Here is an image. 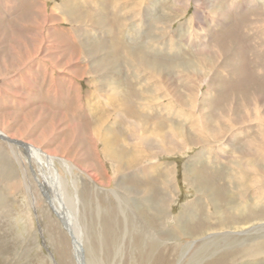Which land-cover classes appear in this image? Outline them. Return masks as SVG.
Segmentation results:
<instances>
[{"label":"rangeland","instance_id":"rangeland-1","mask_svg":"<svg viewBox=\"0 0 264 264\" xmlns=\"http://www.w3.org/2000/svg\"><path fill=\"white\" fill-rule=\"evenodd\" d=\"M8 1L0 130L77 165L69 174L55 161L68 194L80 189L86 264H264V0ZM104 133L121 158L107 156ZM5 141L0 264H80L45 170ZM149 182L157 216L138 195Z\"/></svg>","mask_w":264,"mask_h":264},{"label":"bare ground","instance_id":"bare-ground-1","mask_svg":"<svg viewBox=\"0 0 264 264\" xmlns=\"http://www.w3.org/2000/svg\"><path fill=\"white\" fill-rule=\"evenodd\" d=\"M5 1V0H4ZM8 1V0H7ZM15 1V0H14ZM76 1V0H75ZM91 1V0H90ZM141 1V0H140ZM199 1V0H198ZM9 2V1H8ZM44 2V1H43ZM67 2H69V1H67ZM143 2V1H142ZM159 2V1H158ZM10 3V2H9ZM13 3V2H12ZM63 3V2H62ZM86 3H87V1H86ZM139 3V2H138ZM201 3H203V2H201ZM42 4V3H41ZM73 4V3H72ZM100 4V3H99ZM142 4V3H141ZM206 4V3H205ZM11 4H9V6H10ZM64 5V4H63ZM121 5V4H120ZM208 5V4H207ZM258 5V4H257ZM123 6V5H122ZM212 6V5H211ZM210 6V7H211ZM117 7V6H116ZM47 8V7H46ZM45 8V9H46ZM65 8V7H64ZM155 8V7H154ZM208 8V7H207ZM175 9V8H174ZM213 9H215V8H213ZM211 11H210V13L212 12V9H210ZM215 11H217V10H215ZM140 12H142V11H140ZM219 12H220V10H219ZM72 13V12H71ZM100 13V12H99ZM148 13V12H147ZM224 12H222V14H223ZM65 14V13H64ZM73 14V13H72ZM222 14L220 13V15L222 16ZM227 14V13H226ZM70 15V14H69ZM130 15V14H129ZM66 16V15H65ZM88 16V15H87ZM95 17V16H94ZM93 17V18H94ZM144 17H146V16H144ZM167 17V16H166ZM214 17V16H213ZM260 17V16H259ZM68 18V17H67ZM78 18V17H77ZM90 18V17H89ZM92 18V19H93ZM147 18V17H146ZM161 18V17H160ZM165 18V17H164ZM222 18V17H221ZM91 19V20H92ZM151 19V18H150ZM217 19H219V18H217ZM69 20H70V18H69ZM81 20V19H80ZM79 20V21H80ZM168 20V19H167ZM170 20V19H169ZM223 21H224V19H222ZM95 21H97L96 19H95ZM95 21H93V22H95ZM219 21V20H218ZM256 21V20H255ZM147 22H149V21H147ZM162 22V21H161ZM167 22V21H166ZM175 22V21H174ZM226 22V20L223 22V23H225ZM76 23V22H75ZM83 23H84V21H83ZM95 23H98V22H95ZM167 23H169V22H167ZM171 23H173V22H171ZM187 23V22H186ZM263 23V22H262ZM39 24V23H38ZM148 24V23H147ZM227 24V23H226ZM21 25V24H20ZM99 25H100V23H99ZM82 27V26H81ZM159 28V27H158ZM162 32H164V31H162ZM180 34V33H179ZM5 35V34H4ZM2 36V35H1ZM3 40H5V39H3ZM36 40V39H35ZM156 44V43H155ZM24 46V45H23ZM218 46V45H217ZM234 46V45H233ZM219 47V46H218ZM1 49V48H0ZM24 49V48H23ZM219 49V48H218ZM233 49V48H232ZM3 50V49H2ZM207 50V49H206ZM16 51V50H15ZM203 51V50H202ZM230 51V50H229ZM14 52V51H13ZM210 52V51H209ZM221 52V51H220ZM29 54H30V52H29ZM100 54V53H99ZM198 54V53H197ZM224 53H222V55H223ZM16 55V54H15ZM18 55V54H17ZM16 55V56H17ZM34 55V54H33ZM32 55V56H33ZM216 55V54H215ZM217 55L219 56V54L217 53ZM27 56V55H26ZM40 56V55H39ZM92 56H94V55H92ZM214 56V55H213ZM6 57V56H5ZM28 57H30V56H28ZM202 57V56H201ZM204 57V56H203ZM202 57V58H203ZM209 57H210V55H209ZM215 57V56H214ZM37 58H38V56H37ZM101 58V57H100ZM205 58V57H204ZM217 58V57H216ZM19 59V58H18ZM29 60V59H28ZM144 60H145V58H144ZM144 60H142L143 62H144ZM198 60V59H197ZM215 60V59H214ZM5 61V60H4ZM20 61V60H19ZM140 61H141V58H140ZM203 61H206V60H203ZM216 61V60H215ZM30 62V61H29ZM56 62V61H55ZM137 62V61H136ZM26 63V62H25ZM95 64H96V62H94ZM139 63H142V62H139ZM208 63V62H207ZM211 63V62H210ZM216 64H218V63H216ZM33 65V64H32ZM37 65V64H36ZM57 65V64H56ZM74 65V64H73ZM76 65V64H75ZM189 65H191V64H189ZM200 65V64H199ZM208 65V64H207ZM95 66V65H94ZM97 66V65H96ZM143 66H144V64H143ZM142 66V67H143ZM159 66V65H158ZM201 66V65H200ZM209 66V65H208ZM92 67V66H91ZM99 67V66H98ZM155 67V66H154ZM160 68H161V66H159ZM210 67V66H209ZM111 68V67H110ZM113 68V67H112ZM116 68V67H115ZM118 68V67H117ZM145 68V67H144ZM148 68H150V67H148ZM163 68V67H162ZM211 68H213V66L211 67ZM143 69V68H142ZM153 69V68H152ZM151 69V70H152ZM166 69V68H165ZM188 69H190V67L188 68ZM193 69V68H192ZM115 70V69H114ZM148 70V69H147ZM154 70H155V68H154ZM164 70V69H163ZM6 71V70H5ZM9 71V70H8ZM85 71H87V70H85ZM96 71V70H95ZM99 71V70H98ZM116 71V73H117V70H115ZM142 71H144V70H142ZM157 71V70H156ZM162 71V70H161ZM165 71V70H164ZM15 72H16V70H15ZM25 72V71H24ZM87 72H89V71H87ZM108 72V71H107ZM166 72V71H165ZM184 72V71H183ZM200 72V71H199ZM5 73V72H4ZM8 73V72H7ZM86 73V72H85ZM91 73V72H90ZM190 73H192V72H190ZM196 73V72H195ZM101 75H102V73H100ZM154 74H155V71H154ZM193 75H194V73H192ZM11 75V74H10ZM94 75V74H93ZM97 75V74H96ZM104 75V74H103ZM102 75V76H103ZM199 75V74H198ZM197 75V76H198ZM2 76V75H1ZM6 76V75H5ZM13 76V75H12ZM15 76V75H14ZM82 76V75H81ZM167 76V75H166ZM20 77V76H19ZM211 77H213V76H211ZM104 78V77H103ZM102 78V80H104ZM108 78H111V77H108ZM107 77H106V79H108ZM163 78V77H162ZM201 78V77H200ZM7 79H9V78H7ZM6 79V80H7ZM99 79V78H98ZM105 79V80H106ZM109 80V79H108ZM112 80V79H111ZM119 80V79H118ZM167 80H168V78H167ZM194 80V79H193ZM3 81H5L4 80V78H3ZM16 81V80H15ZM19 81V80H18ZM159 81V80H158ZM197 81V80H196ZM212 81V80H211ZM1 82V81H0ZM109 82V81H108ZM107 82V83H108ZM113 81H111V83H112ZM164 82V81H163ZM168 82V81H167ZM174 82V81H173ZM10 83V82H9ZM116 83V82H115ZM166 83V82H165ZM176 83V82H175ZM174 83V84H175ZM8 84V83H7ZM13 84V83H12ZM106 84V83H105ZM121 84V83H120ZM173 84V83H172ZM195 84V83H194ZM212 84V83H211ZM2 85V84H1ZM108 85L110 86L111 84H110V82L108 83ZM4 86V85H3ZM11 86V85H10ZM117 86V85H116ZM162 86V85H161ZM173 86V85H172ZM199 86H200V84H199ZM210 86V85H209ZM121 87V86H120ZM176 87V86H175ZM191 87H193V85L191 86ZM9 88V87H8ZM18 88V87H17ZM161 88V87H160ZM180 88V87H179ZM210 88V87H209ZM114 89V88H113ZM112 88H111V90H113ZM106 90V89H105ZM121 90V89H120ZM184 90V89H183ZM196 90V89H195ZM210 90V89H209ZM212 90H214L213 88H212ZM216 90V89H215ZM24 91V90H23ZM22 91V92H23ZM118 91V90H117ZM156 91V90H155ZM170 90H168V92H169ZM179 91V90H178ZM181 91V90H180ZM200 91V90H199ZM11 92V91H10ZM13 92V91H12ZM108 92H110L109 90H108ZM114 92V91H113ZM183 92V91H182ZM185 92V91H184ZM183 92V93H184ZM211 92V91H210ZM116 93H118V92H116ZM172 93V92H171ZM187 93H188V91H187ZM110 94V93H109ZM123 94V93H122ZM175 94V92L174 93H172V95H174ZM208 94H210V93H208ZM207 94V95H208ZM258 94H261V93H258ZM15 95V94H14ZM25 95V94H24ZM27 95V94H26ZM25 95V96H26ZM185 95V94H184ZM196 95H197V93H196ZM206 95V94H205ZM204 95V96H205ZM170 96V95H169ZM177 96V95H176ZM180 96V95H179ZM178 96V97H179ZM186 96V95H185ZM199 96V95H198ZM203 96V97H204ZM263 96V95H262ZM117 97H119V96H117ZM174 97V96H173ZM184 97V96H183ZM195 97V96H194ZM18 98V97H17ZM27 98V97H26ZM121 98V97H120ZM119 98V99H120ZM166 98V97H165ZM188 98V97H187ZM208 98L210 99V96L208 95ZM263 98V97H262ZM110 99V98H109ZM116 99V98H115ZM118 99V98H117ZM176 100H177V98H175ZM200 100V99H199ZM203 100V99H202ZM201 100V101H202ZM24 101V100H23ZM206 101V100H205ZM5 102V101H4ZM187 102V101H186ZM264 102V101H263ZM24 103V102H23ZM110 103V102H109ZM198 103V102H197ZM172 104V103H171ZM198 104H200V103H198ZM2 105V104H1ZM107 105V104H106ZM202 105V104H201ZM200 105V106H201ZM186 106H187V104H186ZM121 107V106H120ZM188 107H189V104H188ZM198 107V106H197ZM7 108V107H6ZM121 108H123V107H121ZM185 108V107H184ZM187 108V107H186ZM8 109V108H7ZM188 109H190V108H188ZM93 110V109H92ZM194 110V109H193ZM41 111V110H40ZM60 111V110H59ZM64 111V110H63ZM91 111V110H90ZM174 111V110H173ZM94 112V111H93ZM188 112V111H187ZM195 112V111H194ZM261 112V111H260ZM14 113V112H13ZM47 113H49V112H47ZM47 113H46V115H47ZM55 113V112H54ZM95 113V112H94ZM190 113V112H189ZM198 113V112H197ZM196 113V114H197ZM45 114V113H44ZM60 114V113H59ZM96 114V113H95ZM177 114V113H176ZM261 114V113H260ZM39 115H40V113H39ZM53 115V114H52ZM173 115V114H172ZM9 116V115H8ZM41 116V115H40ZM227 116H228V114H227ZM1 117V116H0ZM49 117V116H48ZM65 117V116H64ZM198 117V116H197ZM196 117V118H197ZM209 117V116H208ZM31 118V117H30ZM182 118V117H181ZM12 119V118H11ZM19 119V118H18ZM28 119V118H27ZM44 119V118H43ZM46 119V118H45ZM66 119V118H65ZM184 119V118H183ZM190 119V118H189ZM262 119V118H261ZM37 120V119H36ZM66 120H68V117H67V119ZM198 120V119H197ZM12 121V120H11ZM45 121H47V120H45ZM59 121V120H58ZM193 121H195L194 119H193ZM263 121H264V119H263ZM4 122V121H3ZM29 122V121H28ZM61 122H63L62 120H61ZM66 122V121H65ZM156 122V121H155ZM198 122H200V120L198 121ZM202 122V121H201ZM261 122V121H260ZM26 123H27V121H26ZM262 123V122H261ZM16 124V123H15ZM24 124V123H23ZM35 124V123H34ZM33 124V125H34ZM66 124V123H65ZM70 124V123H69ZM156 124V123H155ZM204 124V123H203ZM264 124V123H263ZM2 125V124H1ZM17 125V124H16ZM28 125V124H27ZM71 125V124H70ZM12 126V125H11ZM10 126V127H11ZM13 126H15V125H13ZM62 126H63V124H62ZM61 126V128L63 129V127ZM202 126V125H201ZM204 126V125H203ZM208 126V125H207ZM213 126V125H212ZM5 127V126H4ZM24 127H26V126H24ZM53 127V126H52ZM51 127V128H52ZM68 127H69V125H68ZM98 127V126H97ZM8 128V127H7ZM22 128V127H21ZM35 128V127H34ZM56 128V127H55ZM59 128V127H58ZM139 129H141V126H139L138 127ZM199 128V127H198ZM207 128V127H206ZM13 129V128H12ZM67 129V128H66ZM215 129V128H214ZM15 130V129H14ZM181 130V129H180ZM183 130V129H182ZM217 130H218V128H217ZM216 130V131H217ZM219 130H220V128H219ZM11 131V130H10ZM9 131V133L8 132H5V133H8V134H11L12 132H10ZM23 131V130H22ZM53 131H55L54 129H53ZM62 131V130H61ZM147 131V130H146ZM172 131V130H171ZM195 131H196V129H195ZM204 131V130H203ZM46 132H49V131H46ZM64 132V131H63ZM161 132V131H160ZM174 132V131H173ZM4 132H2L1 130H0V135H2V136H4V137H7L9 140H13V141H17V142H20V143H22V144H24V145H27V146H29L28 147V149H29V151H30V153H32L33 155V157L36 159V161L38 162V164L42 167V169L43 170H45V174H43V176L45 177V180H46V182H47V184H48V187L50 188V193H51V196L54 198V202H56L57 203V205H58V207L60 208V212H59V215L65 220V223H67L68 224V227H70L71 228V230H72V232L71 233H73V237H74V246H75V250H76V255H77V257H78V261H79V263L80 264H86V259H85V254H84V246H83V228H82V226H81V224H80V218H79V213H80V208H79V205L80 204H82V200H81V197L79 196V190L77 191V195L76 194H71L72 196H70L69 194H68V191L66 190V184L68 183V181H66V180H64L63 179V177L59 174V172H58V170L56 169V167H55V161H56V159L58 158V156H57V153L55 154L54 152H49V151H43L42 149H40V148H37V146L35 147V146H33V145H30V144H26V143H24L23 141H20V139L19 140H17V137L16 136H18V138L20 137V138H24V133H22V132H17L14 136L16 137H14L15 139H11L9 136H7L6 134H5ZM29 133H32V132H29ZM52 132H50V134H51ZM56 133V132H55ZM154 133V132H153ZM162 133V132H161ZM160 133V134H161ZM167 133V132H166ZM217 134H218V132H216ZM219 133H220V131H219ZM94 134H95V132H94ZM137 134V133H136ZM213 134V133H212ZM215 134V133H214ZM95 135H97V133L95 134ZM165 135V134H164ZM208 135V134H207ZM209 135H211V134H209ZM184 136V135H183ZM213 136V135H212ZM31 137V135L28 137V139ZM44 137V139H39V142L42 144V143H46V144H49L50 142H51V139H46L47 137H45V136H43ZM50 137V136H49ZM158 137V136H157ZM162 137V136H161ZM186 137V136H185ZM110 138H112V136H109L108 134H106V133H104V134H102V138H101V140H102V143H104L105 144V148H106V152H107V156H109V157H111L113 160H117L118 158H121V157H118L117 155H114V151H112V145L111 144H109V141H110ZM169 138V137H168ZM214 138V137H213ZM57 139V138H56ZM96 139V138H95ZM152 139V138H151ZM157 140H158V138H156ZM142 140V142L145 140L144 138H142L141 139ZM140 140V141H141ZM153 140V139H152ZM194 140V139H193ZM139 141V139L137 140V142H139V143H142V142H140ZM166 141H167V139H166ZM187 141V140H186ZM6 142V141H5ZM29 142V141H28ZM168 142V141H167ZM190 142V141H189ZM264 142V141H263ZM32 143H34V142H32ZM36 143V142H35ZM79 143V142H78ZM169 143V142H168ZM191 143V142H190ZM193 143V142H192ZM196 143V142H195ZM53 144V143H52ZM199 144V143H198ZM50 145V144H49ZM137 145H138V143H137ZM102 146V145H101ZM144 146H145V144H144ZM42 147V146H41ZM66 148V147H65ZM105 150V149H104ZM16 152V151H15ZM17 154V153H16ZM15 154V155H16ZM139 155V154H138ZM137 156V155H136ZM118 157V158H117ZM135 157V156H134ZM133 158V157H132ZM18 159V158H17ZM59 159H60V162L62 163V165L65 167V169H66V172L68 171L69 172V174H71V173H73V169L74 168H76L77 167V165H74V164H72L71 165V163L72 162H70L69 161V159L67 160V159H63V158H58V161H59ZM136 160V159H135ZM130 161H131V159H130ZM132 161H133V159H132ZM59 162V163H60ZM134 162V161H133ZM70 163V164H69ZM117 163H120L121 164V160H118V162ZM125 163V162H124ZM128 163V162H127ZM137 164V163H136ZM233 164V163H232ZM126 165V164H125ZM127 166V165H126ZM125 166V167H126ZM246 166V165H245ZM247 167H248V165H247ZM253 166H251V168H252ZM124 168V167H123ZM249 168H250V166H249ZM85 171V170H84ZM126 172V171H125ZM86 173H87V175L90 177V179L92 180H94V181H99L100 183H101V181L99 180L100 178H99V175H97V174H95L94 172H92V171H87L86 170ZM42 174V173H41ZM171 175V174H170ZM174 175V174H173ZM175 176V175H174ZM119 177V176H118ZM154 179V178H153ZM152 179V180H153ZM173 179V178H172ZM73 180V179H72ZM76 180V179H75ZM178 180V179H177ZM230 180V179H229ZM254 181V180H253ZM256 181V180H255ZM151 183H155V181L153 180V181H150ZM148 183V187H145V189L143 190V191H140L139 192V194L138 195H142L149 203L151 202L150 201V198H152V197H150V195L151 194H154L153 192V189H155V188H153V184L151 185V183ZM169 182V181H168ZM248 182H249V180H248ZM257 182V181H256ZM260 182V181H259ZM230 183V182H229ZM232 183V182H231ZM235 183V182H234ZM233 183V184H234ZM73 184L74 185H76V181H73ZM98 184V183H97ZM102 184V183H101ZM164 185V184H163ZM71 186V185H70ZM125 186V185H124ZM172 186V185H171ZM238 186V185H237ZM77 189H78V187H76ZM164 188H165V186H164ZM173 188V187H172ZM249 188V187H248ZM247 189V188H246ZM251 189H252V187H251ZM170 190V189H169ZM172 190V189H171ZM174 190V189H173ZM215 190V189H214ZM247 190H249V189H247ZM49 191V190H48ZM126 191H127V194H125V198L128 200V201H131L133 198H131V197H134V195L137 193V189H136V187L135 188H131V187H127L126 188ZM202 191V190H201ZM246 191V190H245ZM254 191V190H253ZM118 192V191H117ZM210 192V191H209ZM244 192V191H243ZM49 193V194H50ZM212 193V192H211ZM247 193V192H246ZM203 195H204V193H203ZM211 195V194H210ZM257 195V194H256ZM47 197V196H46ZM201 197V196H200ZM163 199V198H162ZM167 199H169V200H166V199H163L162 200V206L164 207V206H167V208L166 209H164V213L166 214L165 216H167V217H163V218H168L169 219V214H170V212L168 211V202H171L172 200H171V198H169V197H167ZM49 200H50V202H51V204H52V206H55V204H54V202L51 200V197L49 196ZM122 200V199H121ZM154 200V199H153ZM215 200V199H214ZM165 201H166V203H165ZM159 202V201H158ZM212 203H213V201H211ZM148 203V205H149V211L148 212H150L151 213V215H152V213L153 214H155V216H157L158 215V213H157V210H156V207H157V205L159 206V203L156 205V207L155 206H152V204L154 203H150L149 204ZM215 203V202H214ZM213 203V204H214ZM131 204V203H130ZM214 205H216V204H214ZM239 205V204H238ZM131 206V205H130ZM161 206V205H160ZM219 206V205H218ZM69 207H71V212L69 211L68 213H67V209L69 208ZM244 208V207H243ZM219 209V208H218ZM161 211V210H160ZM188 211H189V208H187V209H185L184 210V212H183V214H185V213H188ZM217 211V210H216ZM219 211V210H218ZM147 212V213H148ZM158 212H159V210H158ZM221 212V211H220ZM163 213V214H164ZM244 213V212H243ZM159 214L161 215L162 213L161 212H159ZM164 216V215H163ZM153 217H154V215H153ZM161 217H162V215H161ZM220 218V217H219ZM149 219V218H148ZM172 219V218H171ZM179 219V218H178ZM150 220V219H149ZM152 220V219H151ZM195 221V220H194ZM201 221V220H200ZM168 222V221H167ZM180 222V221H179ZM261 221H259L258 223H260ZM263 222V221H262ZM178 223V222H177ZM176 223V224H177ZM66 224V225H67ZM174 224V223H173ZM257 224V223H256ZM196 226V225H195ZM248 226H250V225H248ZM262 226V225H261ZM69 228V229H70ZM85 228V227H84ZM194 228V227H193ZM198 228V227H197ZM253 228H254V226H253ZM258 228V227H257ZM168 229V228H167ZM195 229V228H194ZM237 230H238V232H241V231H239V228H236ZM247 229V228H246ZM152 230V229H151ZM160 230V229H159ZM169 230V229H168ZM185 230V229H184ZM202 230V229H201ZM162 231V230H161ZM187 231V230H186ZM189 231V230H188ZM162 232H164V230L162 231ZM161 232V233H162ZM237 232V231H236ZM148 234H149V232H148ZM151 235V234H150ZM186 235V234H185ZM184 235V236H185ZM190 235H192V234H190ZM188 236H189V234H188ZM85 241V240H84ZM187 242V241H186ZM8 249V248H7ZM159 262H160V260H159ZM162 263V262H161ZM160 263V264H161ZM159 264V263H158ZM214 264H219L218 262H215Z\"/></svg>","mask_w":264,"mask_h":264},{"label":"water","instance_id":"water-1","mask_svg":"<svg viewBox=\"0 0 264 264\" xmlns=\"http://www.w3.org/2000/svg\"><path fill=\"white\" fill-rule=\"evenodd\" d=\"M0 138H2V139H4V140H6L7 142L12 143V144H14V145H18V146H21V147H23V148H26V150L29 151V149H28L29 146H27V145H24V144H22V143H20V142H17V141L9 140L7 137H4V136H2V135H0Z\"/></svg>","mask_w":264,"mask_h":264}]
</instances>
